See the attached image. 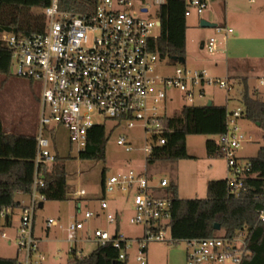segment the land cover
<instances>
[{
    "label": "built area",
    "instance_id": "built-area-1",
    "mask_svg": "<svg viewBox=\"0 0 264 264\" xmlns=\"http://www.w3.org/2000/svg\"><path fill=\"white\" fill-rule=\"evenodd\" d=\"M207 1L188 0L186 16L191 14V9L199 15L204 13ZM153 3L161 7L167 0H153ZM150 6H141V13L148 12ZM43 12L45 27L41 32L26 36L0 33V41L9 48L15 75L37 83L41 89L34 183L29 200L21 201L18 207L21 215L17 248L21 257L17 258V264H44L46 260L34 227L36 210L46 200L40 192L45 181L39 174V167L56 160L52 142L46 135L52 125H63L69 130L71 143L79 153L87 145L89 131L97 125H105L109 130L125 127L142 131L143 146L135 147L132 135L122 134L117 138V144L126 152L143 153L140 165L135 167L127 163L105 177L103 189L105 193L116 189L126 193L134 210L130 224L142 227L143 234L133 238L120 230L95 228L89 240L98 245L112 244L120 250L122 260L128 259L130 250L136 248L139 264H148V245L153 241H185L186 264H242L251 254L247 228L233 236L173 238L170 228L172 198L165 193L159 194L169 180L162 177L158 183H153L157 173L150 171L148 163L154 148L166 143L168 119L172 116L167 113L169 91L178 90L185 100L193 102L206 96L208 85L230 92L234 85L232 75L215 77L206 68H191L186 63H177L171 73L159 72V63L168 60L161 58L155 46L161 35V21L139 15L134 0H97L95 6L85 9L62 8L61 0H51ZM215 32L227 35L233 29L217 26ZM204 47L211 54L219 52L218 38L211 36ZM260 82L264 85V72ZM244 110L243 105L228 110L226 131L218 135V144L227 160L228 192L235 197L241 195L252 168L249 159L244 161L238 155L247 142L240 125ZM99 118L104 122L98 121ZM72 193L76 200L87 194L84 189ZM100 206L106 221L116 224V213L110 211L106 197L100 200ZM13 210L9 207L1 216L7 217ZM80 214L82 218L67 227L69 242L78 241V232L85 229L88 220L101 216V213L82 207ZM259 215L264 222V208ZM58 224L54 218L46 222L47 227ZM2 236L7 238L6 233Z\"/></svg>",
    "mask_w": 264,
    "mask_h": 264
},
{
    "label": "rangeland",
    "instance_id": "rangeland-1",
    "mask_svg": "<svg viewBox=\"0 0 264 264\" xmlns=\"http://www.w3.org/2000/svg\"><path fill=\"white\" fill-rule=\"evenodd\" d=\"M136 10L139 15L145 16L152 20L158 19L159 5H155L153 0H134ZM256 3L264 5V0H256ZM151 4L149 11L141 13V6ZM251 3L247 0H230L229 9L234 13H229L227 27L233 29L229 34L232 39L235 37L242 38L237 41H230L227 55L232 57L238 54L240 60L246 63V59H254L264 51V44L259 43L260 36L264 34L258 26L257 16L259 9L252 10ZM212 9L219 13V19L214 21L218 26L224 24L225 3L218 1L217 7L213 6L211 0L207 1V8L204 13L199 15L195 9H191V14L187 16V55L186 65L191 68H206L212 76L219 73L220 78H227L224 69L225 55L214 56L206 49L200 48L202 41H208L211 36H216L218 40L222 39L225 33H216L215 28L202 27L201 19L209 20V14ZM41 10H38L39 13ZM210 21V20H209ZM261 21V20H260ZM212 22V21H211ZM220 62L215 65V60ZM177 62L162 61L158 65V71L164 74L171 73ZM245 71V70H244ZM264 71V70H263ZM240 75H233L234 85L230 92L221 89L218 86H206V96L197 98L193 102L185 100L182 92L178 90L169 91V100L167 104V113L174 115L180 113L185 104L205 105L209 100L215 104H225L228 101L229 110L241 107L243 104L239 96L243 90L240 84L241 78L252 76L249 71H241ZM259 76L250 78V86H257L263 92L264 85L261 84ZM6 81L0 83V114L6 125L14 123L22 124V132L38 134V120L40 114V87L37 83H31L26 79L15 75L14 68L11 66L9 75H0ZM98 121L104 122L99 118ZM106 122V121H105ZM109 124V123H108ZM242 131L244 132L247 142L239 149L238 154L242 160H248L255 157L261 146L264 145V132L259 125L243 118L240 121ZM11 128V127H10ZM12 129V128H11ZM9 129V130H11ZM20 132L18 128L13 131ZM132 135L135 147L143 146L144 140L141 129H127L125 127L117 128L110 136L106 146V160H82L79 157V151L71 143L69 130L63 125H52L46 130V135L52 142V151L63 158L68 173L69 197L67 201L45 200L43 207L36 210L35 233L42 237L41 252L46 256L48 264H67L70 258V250L74 249L78 255L87 256L91 254L98 244L89 240V236L95 228H109L114 231V224L106 221L102 213L100 200L106 197L110 203V211L120 212L121 233L137 237L141 233L139 226L130 224V217L133 214L131 200L126 193L119 189L113 192H106L103 189L105 177L116 173L120 168L128 165L138 167L143 159V153L139 151L126 152L117 144V138L122 135ZM208 140L218 142V135H189L187 137V150L191 158L181 159L175 163L174 171L170 167H160L159 173L153 178V183H158L162 177L168 180H175L179 188V195L182 198H206L208 196L207 184L211 180L225 179L227 176V160L224 156H210L207 153L206 143ZM243 155V156H242ZM245 156V157H244ZM150 171L154 172L151 168ZM86 190L87 194L81 199L82 203L89 202V207L85 204L83 209H91L101 216L93 217L86 222L85 229L78 232V241L69 242L67 239V227L75 221L77 212V201L73 195L75 190ZM161 189L159 194H163ZM20 212L14 217V226L18 223ZM21 215V214H20ZM49 218L58 219L59 226L51 227L46 231L45 223ZM82 215H78L81 219ZM5 226V219L0 224V257L18 258L21 254L17 251V229L16 227ZM19 227V226H18ZM6 232L7 238L2 237ZM222 234L219 231L218 235ZM187 243L185 241L161 242L153 241L148 245V264H186L187 261ZM128 264H139L136 260V248H132L127 260Z\"/></svg>",
    "mask_w": 264,
    "mask_h": 264
},
{
    "label": "trees",
    "instance_id": "trees-1",
    "mask_svg": "<svg viewBox=\"0 0 264 264\" xmlns=\"http://www.w3.org/2000/svg\"><path fill=\"white\" fill-rule=\"evenodd\" d=\"M51 0H0V33L10 32L18 36L41 32L45 27L43 10ZM97 0H61L62 8L85 9L95 6ZM188 0H167L158 12L161 21V35L156 40V50L161 58L171 62L174 56L186 58ZM68 5V6H66ZM41 10L39 13L34 9ZM10 51L0 41V74L9 75L11 69ZM235 80V78H234ZM6 81L4 79L3 83ZM2 83V84H3ZM243 90L240 101L245 107L244 118L260 124L264 132V100L257 90L252 89L248 78H241ZM227 107L213 104L185 105L180 113L168 119L169 131L166 143L155 147L149 167L159 173L160 167H170L175 163L191 158L187 150L189 135H219L226 131ZM105 125L93 127L88 134L87 145L79 153L82 160H106V146L111 134ZM37 141L35 135L12 134L5 131L0 118V224L1 212L9 207L20 206L17 195H29L35 176V155ZM207 153L210 156H223L218 142L208 140ZM252 163L251 174L246 177L244 189L239 197L229 194L227 179L211 180L207 184L206 198H182L175 180H169L164 193L172 198L171 233L174 239L212 237L219 231L233 236L241 229L249 231L248 246L251 254L242 264H264V222L259 211L264 208V145L258 154L249 159ZM58 154L50 164H42L39 174L45 181L40 192L46 200L67 201L69 197L68 173L66 165ZM9 218L6 217L5 221ZM221 226L220 230L215 225ZM120 250L112 244L98 245L87 256L70 252L67 264H128L119 258ZM0 264H17L16 258L0 257Z\"/></svg>",
    "mask_w": 264,
    "mask_h": 264
},
{
    "label": "crops",
    "instance_id": "crops-1",
    "mask_svg": "<svg viewBox=\"0 0 264 264\" xmlns=\"http://www.w3.org/2000/svg\"><path fill=\"white\" fill-rule=\"evenodd\" d=\"M211 1H212L213 6L215 8L217 7L218 1H223L225 3L224 24L227 26V23H228V20H229V13L230 12H231V14L234 13L233 11H231L229 9V1L230 0H211ZM248 2L251 3L250 7H251V9L253 11L256 10V9H259L257 16L261 20V21L258 20V22H261V23H258V26H260L259 28L262 31H264V5H261L260 3L257 4L256 3V0L248 1ZM38 10H39L38 8L34 9L35 12H37ZM209 15H210L209 16L210 17L209 20L212 21V22L217 21V19H219V13L217 12L216 9H212V11L210 12ZM232 33L233 32L228 33L227 35H224L221 40L220 39L218 40V44H219L220 51L214 54V56L226 54L225 55L226 57H225L224 63H223L224 64V69L226 71V75H230V74L232 76L233 75H240L239 72H241V71H243V72L249 71L252 74L253 77H256L257 75L259 76L260 73L262 74L264 72L263 71L264 70V51L260 55H258L257 57L254 58V59H258V60H251L253 58L246 59L247 60L246 63H244L243 60H240V56H238V54H233L232 57H229L227 55V53H229L228 45H229L230 41H237V40L239 41V40L242 39V38L239 39V37H235V38L232 39V37L229 35V34H232ZM260 34L264 35L263 33H260ZM259 40H260L259 43L262 42V44H264V36H260ZM186 41H187V32H186ZM204 43H205V41H202L201 42V46H200L201 50L202 49H206L204 47ZM186 55H187V52H186ZM214 62H215V65H217L218 64L217 62H220V61L218 59L217 61L215 60ZM217 74L219 75V73H215V76H218ZM0 75H2V74H0ZM2 76H4V75H2ZM253 77L246 75V78H248V80L250 78H253ZM3 81H4V77H2V78L0 77V83L1 84L3 83ZM252 89L257 90L260 98L263 100V92H262V90H260V88L257 87V86H252ZM239 100H240V96H239ZM212 103L215 104L214 101H212ZM217 105H224L229 110V108H228V101L225 104H217ZM0 118H1V120L3 122V126H4V129H5L6 132L12 133V134L33 135L31 133L22 132V129H23L22 128V124L15 125L14 123H12L10 125H6L5 121L3 120L2 114H0ZM253 124H256V123H253ZM13 128H18L21 131L20 132H17L15 130L13 131ZM9 129H11V130H9ZM227 176H228V169H227ZM227 176H226V178H227ZM17 200L19 202H21V201H28L29 200V197H28V195L19 194V195H17ZM89 202L90 201H88L87 203H82L81 200H78L77 201V212H76L77 213L76 214V218L77 219H78V215L81 216V214H80V207L84 208V205L83 204H85L86 207H89ZM17 212H20V214H21L20 209L16 208V209L13 210L12 214H9L8 215V218L9 219L7 221H5V226H7V227H13L14 226V217L16 216ZM115 213H116V216H117V222L113 226H114V229L115 230H120L121 231V224H120V221H119V219H120V212L118 210H115ZM20 214H19V217H18L19 218L18 223L14 226V227H16L15 229H17V232H18V228H19L18 226L20 225ZM4 219H6V217ZM45 226H46V229H47L46 231H49L51 227H47L46 223H45ZM57 226H59V224ZM53 227H56V226H53ZM105 229L110 230L109 228H105ZM140 229H141V233L138 236H141L143 234V228L140 227ZM110 231H112V230H110ZM3 233H6V232H3ZM3 233H2V235H3ZM34 233H35V227H34ZM35 236L39 239V242L41 244L42 237L39 236V235H37L36 233H35ZM128 237H130V236H128ZM40 248H41V246H40ZM17 251H18V248H17ZM82 256H84V255H82ZM44 264H48L46 262V260H45V263Z\"/></svg>",
    "mask_w": 264,
    "mask_h": 264
},
{
    "label": "water",
    "instance_id": "water-1",
    "mask_svg": "<svg viewBox=\"0 0 264 264\" xmlns=\"http://www.w3.org/2000/svg\"><path fill=\"white\" fill-rule=\"evenodd\" d=\"M200 25L202 26V27H208V28H215V27H217L218 25H217V23H215V22H211V21H208L207 19H201V21H200ZM172 60H174L175 62H177V63H181V64H185L186 63V58L185 57H183V56H181V57H179V56H174V57H172ZM207 105L208 106H210V105H212V101L211 100H209L208 101V103H207ZM257 125H260L259 123L257 124ZM43 205H44V202H41L40 203V207H43ZM215 228L217 229V230H220L221 229V226L219 225V224H217V225H215Z\"/></svg>",
    "mask_w": 264,
    "mask_h": 264
}]
</instances>
